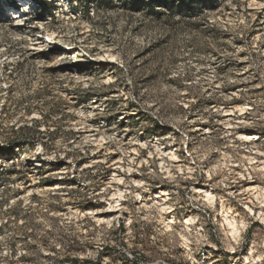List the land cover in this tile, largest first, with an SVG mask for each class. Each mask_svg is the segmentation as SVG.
<instances>
[{
	"label": "rangeland",
	"instance_id": "374dc122",
	"mask_svg": "<svg viewBox=\"0 0 264 264\" xmlns=\"http://www.w3.org/2000/svg\"><path fill=\"white\" fill-rule=\"evenodd\" d=\"M68 1L0 26V264H264V6Z\"/></svg>",
	"mask_w": 264,
	"mask_h": 264
},
{
	"label": "built area",
	"instance_id": "2783aa9c",
	"mask_svg": "<svg viewBox=\"0 0 264 264\" xmlns=\"http://www.w3.org/2000/svg\"><path fill=\"white\" fill-rule=\"evenodd\" d=\"M3 0H0V3ZM7 5H0V26L5 29H13L18 36L30 37L28 39L31 42L30 51H50V48L54 45V34H50L44 31L42 23L39 22V18L42 16L41 5L46 3V0H5ZM71 10V4L67 0L65 3ZM52 12L45 13V18L53 19ZM34 29V30H32ZM36 32L32 35L31 31ZM33 37V38H32ZM34 39V41H32ZM23 41L22 39H17ZM69 53L70 50H67Z\"/></svg>",
	"mask_w": 264,
	"mask_h": 264
},
{
	"label": "trees",
	"instance_id": "16d2710c",
	"mask_svg": "<svg viewBox=\"0 0 264 264\" xmlns=\"http://www.w3.org/2000/svg\"><path fill=\"white\" fill-rule=\"evenodd\" d=\"M178 0H131V4L135 9H140V7H146L150 12L154 14H162V8H165L169 13L173 12L174 5ZM182 3H185L186 0H179ZM199 4L205 6L208 3V0H198ZM46 4V3H43ZM0 152L8 156L11 154L12 150L7 149L5 146L0 147ZM128 263V262H127ZM132 264H141L136 260L131 261ZM61 264V263H58ZM69 264H103V259L100 257L97 261L91 260H80L78 258H74L70 261ZM182 264V263H179Z\"/></svg>",
	"mask_w": 264,
	"mask_h": 264
},
{
	"label": "bare ground",
	"instance_id": "6f19581e",
	"mask_svg": "<svg viewBox=\"0 0 264 264\" xmlns=\"http://www.w3.org/2000/svg\"><path fill=\"white\" fill-rule=\"evenodd\" d=\"M253 5H255V6H258V7H261V6H264V0H253ZM55 65V64H54ZM242 111L244 110V106L242 107L241 106V108H240ZM252 136V135H251ZM258 140H260V138L259 137H257L256 135H254L253 137H251L250 138V141H252V142H255V141H258ZM172 155V161L173 162H176V163H179L180 162V159H179V157H178V155L176 154V153H173V154H171ZM254 160H256V159H254ZM255 163H258V162H255ZM260 165H263V163H261ZM259 170H261V171H263L264 172V165H263V167H261ZM118 180V182L120 183V184H122V182H123V179L122 178H119V179H117ZM255 190V189H254ZM202 192V191H201ZM123 197H124V192L122 191V190H119V192L118 193H116L115 195H114V199H116V201H117V203L121 206V202L123 201ZM206 198H207V200L210 202V203H215V201H216V196H214L213 194H211V193H209V192H206V196H205ZM259 197H260V195H259ZM264 207V206H263ZM249 210L252 212V213H254V210H252L251 208H249ZM172 211V210H171ZM170 212V211H169ZM171 213V212H170ZM228 215V214H227ZM261 217H263V219H264V211L263 212H261ZM228 218H229V216H227V219L226 220H228ZM229 225H230V227H231V230H232V232L233 233H239V229L237 228L238 226H236V223L235 222H232V221H229Z\"/></svg>",
	"mask_w": 264,
	"mask_h": 264
}]
</instances>
